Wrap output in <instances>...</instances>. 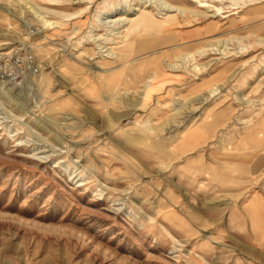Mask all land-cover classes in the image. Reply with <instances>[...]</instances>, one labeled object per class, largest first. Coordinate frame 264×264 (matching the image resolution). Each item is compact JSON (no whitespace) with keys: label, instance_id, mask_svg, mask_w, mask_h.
Segmentation results:
<instances>
[{"label":"rangeland","instance_id":"obj_1","mask_svg":"<svg viewBox=\"0 0 264 264\" xmlns=\"http://www.w3.org/2000/svg\"><path fill=\"white\" fill-rule=\"evenodd\" d=\"M259 3L0 0V58L38 66L0 81V264H260L234 236L255 187L217 173L264 120Z\"/></svg>","mask_w":264,"mask_h":264},{"label":"crops","instance_id":"obj_2","mask_svg":"<svg viewBox=\"0 0 264 264\" xmlns=\"http://www.w3.org/2000/svg\"><path fill=\"white\" fill-rule=\"evenodd\" d=\"M263 122L264 120L259 122L250 131L252 133L250 143L241 147V149L250 150L248 156L233 157L220 161L221 163L219 162V164L224 166V170H222L223 167H220L221 169L219 168L217 172L218 175H220L221 171L224 173L220 175L221 179L219 180L220 184L224 186L230 184L244 185L250 182L252 183L250 189L252 190L253 186L255 187L253 194L244 203L245 223L235 224L234 236L235 241L241 243L239 251H243L245 253L244 256L249 260L251 259L260 264H264V146H260L258 137L264 138V132H261L257 137L256 131ZM237 167L243 169L241 176L237 174ZM252 180H257L258 182L253 184ZM232 216L238 218L236 214ZM245 227L247 228V234L238 233L236 230Z\"/></svg>","mask_w":264,"mask_h":264},{"label":"bare ground","instance_id":"obj_3","mask_svg":"<svg viewBox=\"0 0 264 264\" xmlns=\"http://www.w3.org/2000/svg\"><path fill=\"white\" fill-rule=\"evenodd\" d=\"M22 1V0H21ZM52 2L53 1H58V0H51ZM193 2H195L200 8H212L213 11H214V16H218V15H222L223 14V9L225 7V4H228L230 8H235V9H244L248 6H253V5H256V4H260L259 2L263 1V0H191ZM72 3V2H71ZM192 3V2H191ZM164 5V4H163ZM169 5V4H168ZM166 5V6H168ZM172 8V7H171ZM173 8H177V7H173ZM169 9V8H168ZM181 8L178 9V11L180 10ZM176 10V9H173V11ZM182 10V9H181ZM85 11V10H84ZM172 11V10H171ZM212 11V12H213ZM135 12H138L140 13L139 15H136V17L134 18H131L129 21L130 23L132 24H136V26H148V25H151L153 24L152 22H154V24L158 25L159 27L161 28H164L166 27L167 23L171 21V17H167L165 19V21H159V20H156L155 17L153 16L152 12L151 11H146V10H142V9H137ZM199 14V13H198ZM202 14V13H201ZM205 15V14H204ZM75 16V15H74ZM201 16V15H200ZM203 16V15H202ZM201 16V17H202ZM73 17V16H72ZM77 17V16H75ZM206 17V15H205ZM181 19V18H180ZM179 19V20H180ZM118 21V20H117ZM41 22H43L42 24L44 25H47L48 28L49 27H54L56 24L57 26H61L60 23H56V22H51V21H48L46 20V17L42 18L41 19ZM61 28V27H60ZM124 33V32H123ZM120 38V37H119ZM181 39V38H180ZM121 45V44H120ZM114 54V53H113ZM112 52H111V56L113 55ZM115 57V56H114ZM114 59V58H113ZM128 60V59H127ZM125 65V64H124ZM197 67V66H196ZM200 70V69H199ZM126 72V70H125ZM129 72V71H128ZM136 73V72H135ZM131 74V73H130ZM117 74H113V75H109L110 78H114V77H118L115 76ZM127 76V75H125ZM116 79V78H115ZM129 79V78H128ZM118 81V80H117ZM119 82V81H118ZM126 82V81H125ZM148 82V81H147ZM148 84V83H147ZM160 88V85L156 86V89ZM136 90V89H135ZM213 91V90H212ZM160 92V91H159ZM213 114V113H212ZM210 115V114H209ZM215 118H220L218 115H213ZM222 116V115H221ZM214 117H213V120H214ZM207 120V119H206ZM219 120V119H218ZM217 121V120H216ZM216 123V122H215ZM214 124V123H213ZM207 125V123H206ZM211 125V124H210ZM261 129L264 130V123L261 124ZM259 132V131H258Z\"/></svg>","mask_w":264,"mask_h":264},{"label":"built area","instance_id":"obj_4","mask_svg":"<svg viewBox=\"0 0 264 264\" xmlns=\"http://www.w3.org/2000/svg\"><path fill=\"white\" fill-rule=\"evenodd\" d=\"M4 57L0 58V81H17L25 73L29 74L32 70L38 69L32 55H29L28 58L27 55H21L18 50H16L14 57Z\"/></svg>","mask_w":264,"mask_h":264}]
</instances>
